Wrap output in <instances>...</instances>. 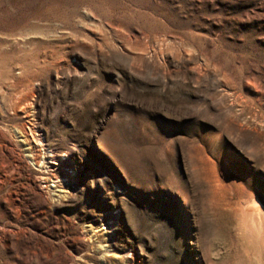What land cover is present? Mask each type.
<instances>
[{"label": "rangeland", "instance_id": "obj_1", "mask_svg": "<svg viewBox=\"0 0 264 264\" xmlns=\"http://www.w3.org/2000/svg\"><path fill=\"white\" fill-rule=\"evenodd\" d=\"M253 200L264 0H0V264H264Z\"/></svg>", "mask_w": 264, "mask_h": 264}, {"label": "bare ground", "instance_id": "obj_2", "mask_svg": "<svg viewBox=\"0 0 264 264\" xmlns=\"http://www.w3.org/2000/svg\"><path fill=\"white\" fill-rule=\"evenodd\" d=\"M239 212L242 213V215H243L244 223H246L249 226V228L251 230V232L249 231L250 233H252V231H254V232L256 231L258 233L259 231H261L263 229V226H264V209H263V207H261V205L256 200H253L251 202L249 201L248 206L241 209V211H239ZM248 226H247V228H248ZM261 232H263V231H261ZM254 235H252V236L255 237ZM257 235L259 236V234H257ZM262 237H264V236H262ZM256 240L258 242V239H256ZM263 243H262V245H264ZM259 245H260V243H259Z\"/></svg>", "mask_w": 264, "mask_h": 264}, {"label": "water", "instance_id": "obj_3", "mask_svg": "<svg viewBox=\"0 0 264 264\" xmlns=\"http://www.w3.org/2000/svg\"><path fill=\"white\" fill-rule=\"evenodd\" d=\"M261 205V207H263V205L262 204H260ZM264 209V208H263Z\"/></svg>", "mask_w": 264, "mask_h": 264}]
</instances>
